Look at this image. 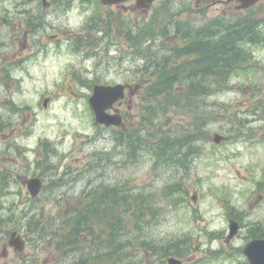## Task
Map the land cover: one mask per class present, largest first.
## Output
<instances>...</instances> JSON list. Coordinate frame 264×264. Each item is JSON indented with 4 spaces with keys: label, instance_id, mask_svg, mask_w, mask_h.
Returning a JSON list of instances; mask_svg holds the SVG:
<instances>
[{
    "label": "rangeland",
    "instance_id": "rangeland-1",
    "mask_svg": "<svg viewBox=\"0 0 264 264\" xmlns=\"http://www.w3.org/2000/svg\"><path fill=\"white\" fill-rule=\"evenodd\" d=\"M49 1L52 5L45 9L39 5L42 0H0V69L8 66L0 85V186L3 176L15 180L11 187H0V250L14 231L27 235L28 241L24 253L11 250L9 258L0 264H65L61 252L50 247L51 223L46 225L45 236L40 227H34L35 232L27 229L26 210L34 207L32 214L44 210L50 213L49 219L54 218L64 204L70 208L68 202L85 192V187L101 183L127 184L133 193L145 196L146 191L157 204L167 205V212L160 218L142 223L143 230L157 244L184 242L190 247L180 257L184 264H248L244 245L251 239L254 226L264 227V111L252 115L255 105L264 103V43L254 47V61L245 64L233 80H196L204 90L211 86L210 95L189 104L188 94L179 92L184 94L176 96L179 109L168 104L166 108L176 111L162 115L159 110L156 120L163 122L164 132L169 131L165 135L171 138H166L188 135L190 159L179 170L167 165L157 168L147 158L128 161L126 149H116L119 135L115 129L95 123L89 105L93 86L140 84L144 72L142 58L134 61L130 55L122 57L129 52L124 34L103 39V33L95 32L99 26L96 14L107 19L117 32L130 26L137 56L150 52L153 59L155 50L162 51V40L171 45L167 34L175 35L174 31L165 35L162 24L174 19L197 29L214 13L208 7L210 0H204L205 7L198 10L195 0H159L146 10L135 6V13L113 9L106 10L107 14L102 7L92 6V0L85 4L75 0L69 8L63 0L60 4V0ZM35 12L37 17L33 19ZM29 20H41L39 26L44 28L39 34L27 26ZM152 22H156V40L150 37L146 45L140 32L144 27L150 29ZM47 34H59V40L49 39ZM139 40L143 43L138 45ZM77 42L94 51L84 46L85 50L77 52ZM144 94L145 88L118 107L129 133L136 134L144 126L153 129L141 124ZM46 97L50 100L45 107ZM187 109L196 113L188 115ZM203 119L204 124L199 126ZM216 133L225 137L222 142L214 141ZM47 142L57 154L43 160ZM95 152H110L112 156L99 171L83 174L76 169L86 167ZM30 177L42 178L46 186L35 200L21 183ZM61 177L65 183L56 185ZM175 181H182L186 192H170L169 196L167 191ZM231 219L238 220L241 230L227 242ZM42 236L46 243L40 241ZM168 257H146L144 253L136 258L137 264H167Z\"/></svg>",
    "mask_w": 264,
    "mask_h": 264
},
{
    "label": "trees",
    "instance_id": "trees-1",
    "mask_svg": "<svg viewBox=\"0 0 264 264\" xmlns=\"http://www.w3.org/2000/svg\"><path fill=\"white\" fill-rule=\"evenodd\" d=\"M258 36V32L249 27L244 30L228 32L221 37L216 44L215 55L217 67H222L218 72L226 73V68H235L240 61V59H237L239 54L243 55V47L240 41L256 42ZM199 51L201 52L199 60L200 76H202L204 72L209 73L211 68L209 65L214 60V52L211 51L210 53L209 46L205 47L203 44L200 45ZM151 66L155 69L153 72L155 78L149 81L142 116L144 122L154 125L156 119H158L156 116L159 110L162 111V115L171 111V109H166L163 106L162 98H165L166 105L172 104L176 109L179 107L176 104L179 98H176L175 85L182 83L178 77L182 73V65L174 64L171 66L163 61L162 57L160 59L157 57ZM190 76L196 78L198 75L192 71ZM185 81L190 85L188 86L190 91L187 96L188 102H190L194 99L191 98L193 92L202 90V88L193 79H186ZM161 126L155 132H149L148 136H144L151 143L144 141L142 139L143 135L136 134L134 136L135 140H131L128 155L139 158L140 152H145L151 157L153 156L152 163L155 167L173 166L175 159L169 150L171 142L165 135L160 133L162 131ZM45 149L43 160H48L52 155L51 153L53 155L57 154L55 147H51L48 142ZM111 156L110 152H95L86 167H76V169L83 172V174L92 170L99 171L103 162L109 160ZM58 167L55 169L58 170ZM79 178L80 175L75 177L73 181ZM63 181L64 178L61 177L56 185L64 184ZM14 182L15 180L9 178L5 180V176H3L1 186L11 187ZM90 183L92 181L88 182V184ZM183 184L182 181H175L170 184L167 195L170 196V192H186ZM84 191L78 198H73L68 202L70 208L64 204L62 210L54 218L49 219L50 213H46L44 210L32 214L34 207L26 210L24 215V221L27 220L25 222L26 228L35 232V228L40 227L39 231L44 236L48 232L46 225L51 223L48 234L49 238L52 237L50 238V241H52L51 247L54 248V251L61 252L60 255L64 258L65 264L69 263L68 257L72 253L76 256L75 263L79 262L80 264H137L138 258L136 257L138 254L145 253L146 257L149 254L157 255L161 259V257L168 255L180 257L184 254L183 251L186 247L190 250V247L183 245L184 242L182 244L179 241L169 244H157L156 240L146 235L142 223L146 224L157 220L168 209L167 205L157 204L152 195L146 191L145 196L141 193L135 194L131 191L129 185L119 183L114 185L95 184L89 189L85 187ZM163 192L165 195V191ZM181 197L185 200L186 195L183 194ZM63 210H66V212H63ZM129 223H131V226H129ZM142 230L143 234H141ZM251 233L254 237H264V227L258 224L252 228ZM44 236L42 239H44ZM144 264L149 263L144 262Z\"/></svg>",
    "mask_w": 264,
    "mask_h": 264
},
{
    "label": "water",
    "instance_id": "water-1",
    "mask_svg": "<svg viewBox=\"0 0 264 264\" xmlns=\"http://www.w3.org/2000/svg\"><path fill=\"white\" fill-rule=\"evenodd\" d=\"M123 0H102L104 3H118ZM145 0H142V4ZM154 1V0H146ZM244 5H251L258 0H242ZM128 85L118 84L115 86L97 85L95 87L93 96L90 98V103L96 113V119L98 123L109 125H120L122 123V117L117 114H110L108 109L113 108L114 103L125 97V89ZM45 101V105H47ZM216 141L220 142L221 137L216 136ZM27 184L28 189L33 197L39 195L42 190L43 182L40 178H31L24 182ZM239 231V224L237 221L232 220L230 224L229 239L233 238ZM9 245L14 247L15 250L24 252L25 241L22 239L18 232H13L9 240ZM244 253L248 256L251 264H264V238L253 239L249 241L244 248ZM169 264H182L181 260L174 257L169 258Z\"/></svg>",
    "mask_w": 264,
    "mask_h": 264
},
{
    "label": "flooded vegetation",
    "instance_id": "flooded-vegetation-1",
    "mask_svg": "<svg viewBox=\"0 0 264 264\" xmlns=\"http://www.w3.org/2000/svg\"><path fill=\"white\" fill-rule=\"evenodd\" d=\"M39 1L40 0H35V2H39ZM42 2L45 3L46 1L42 0ZM136 4H137L136 0H128L121 4L103 5L102 10L104 11L105 14L109 13L107 12L108 10H113V9L115 12L117 11L119 12L120 10H125L128 11L129 13H135L136 11L135 6H137ZM195 5H196V10L203 9L205 7L204 6L205 1L195 0ZM208 7H210V9L214 11V13L212 14V16H210L207 22H205L203 25L197 26L203 32H213L215 30L222 28H231L233 24L236 25L234 19H244L249 17L250 15L252 17H255L258 21H260L259 27L262 29V31H264V0L259 1L257 4L247 9L241 7V2L239 0H210ZM115 21L117 22V25L120 22L118 17H116ZM128 27H129L128 29H123V30L121 29V27L119 28L118 33L124 34L125 35L124 38L131 37L130 33L132 30L130 26ZM168 27L169 28L174 27L176 29V26L169 25ZM184 42L188 43L186 40H183L182 43ZM126 54L127 53L123 55L126 56ZM193 57L195 58V56ZM1 246H4V242H2Z\"/></svg>",
    "mask_w": 264,
    "mask_h": 264
}]
</instances>
